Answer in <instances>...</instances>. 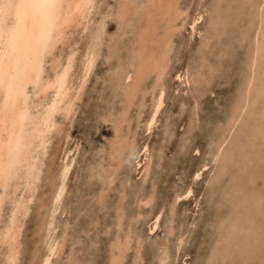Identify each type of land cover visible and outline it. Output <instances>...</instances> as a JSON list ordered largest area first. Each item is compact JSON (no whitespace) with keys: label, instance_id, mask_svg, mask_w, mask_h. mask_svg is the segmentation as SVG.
<instances>
[{"label":"rangeland","instance_id":"374dc122","mask_svg":"<svg viewBox=\"0 0 264 264\" xmlns=\"http://www.w3.org/2000/svg\"><path fill=\"white\" fill-rule=\"evenodd\" d=\"M97 1H96L97 4L95 3V5H94L96 8V9H94L95 13L92 12V14L90 16L92 19L89 18L91 20V22L89 24L90 27L88 26V29H95V27L99 24V22L101 20H103V24H104V22H106L104 24L103 34L101 35V39H100L101 41L98 44L101 46L96 47V50L98 52L95 51L96 56L97 57L99 56V57L95 58L94 64H93L91 70L89 71L88 76L90 78L89 77L88 78L90 79V81L88 79L85 82L86 85L84 84L85 89H83V91H82L83 94L80 95V98H79L80 101L78 99V101L76 102L77 104L75 105L73 115L70 118L71 121L64 120V122H63V120L59 114H57L58 116L57 115L55 116V120L57 122H58V120L62 121V126H61V131H60L62 133L54 132L52 137H51L52 141L50 140V143H49L50 147H47L50 152L48 150H47L48 153L46 152V157L44 158V165L45 166L42 167V171H41L42 175H40V178H39L38 183H37L38 184L37 190H39V191L35 192L36 195L32 199L33 203L31 201L30 202L31 204H29V209H28V212L26 213L27 215L23 216L21 219L22 226L20 227V231L18 233L19 235L17 236L16 241H15V251H16L15 252L16 253L15 264H29V263L31 264L32 260H30V259H33V262L35 260V262H34L35 264H41L43 257L46 256L45 252H48V249L50 248V246L52 247L53 245H54L53 246L54 248L53 247L52 248L54 250L53 251L54 253L52 255H54V256L52 257V255H51V257L49 259V264H110V263L113 264L114 260L112 258V254L117 255L118 253L121 255V257L123 256L122 259L120 257L119 264H140V262H141V264H158L159 261L162 262V263L159 262V264H167V263L168 264H203V261H204V264H214L217 261L218 262L216 264H221V263L222 264H232L231 263L232 261H235V262H233V264H237V263L238 264H240V263L241 264H264V254H263V252H264V237H263V235H264V223H263L264 222V206H263L264 202H262L264 200V197H263L264 192H262V191H264V174H263L264 173V168H263L264 167V163H263L264 162V156H263L264 155V129H263L264 128V112H263L264 101H262V100H264V86H263L264 85V81H263L264 75L262 74V72L260 70L257 71V73H256V75L259 76V78H257L258 82H257V79H255V81L251 87L252 89H250V90H251L252 95L258 94L261 91L260 93H261L263 98L260 100V102L257 100H253L254 103L252 102V104L250 102V105H251V106H249L250 109L248 111H244L243 112L244 114H242V113L240 114L239 112L237 113V111H238L237 108H234V106H236V107L239 106L238 101L240 100V98H242V96H241L242 93L240 92V94H241L240 95L239 91L236 89L240 88V90L243 92L245 90V86H246V82H247V75L249 72L248 60L250 59V57H251L250 55H252V49L254 48V44H255L254 38L256 37V34L259 32V29H258L259 28L258 27L259 16L257 15L256 4H258V2L260 0L259 1L258 0H255V1H253V0H240V1L236 0L237 3H236V1H233V0H221L220 2H219V0H176L178 3L176 2L177 4L172 6V9L169 12L170 14L168 13L167 15H165L163 17H156L155 18L156 29H160V30H158V33H162L161 29H163L164 25L166 24L165 21L167 22L168 19H169V21H172V19H173L174 24H175L174 25L175 26V28H174L175 34H174V32L172 33L173 34L172 39L174 38L176 40L175 41H173L174 39L172 40L173 45L171 44L172 46H171L170 51L168 53L169 54V59H168L169 61H168V65L166 67V73H165L166 75L164 76V80H163L165 88H166V89H164L165 92L163 94V101H164L163 103L164 104H163V107L161 106V109L159 110L160 115H158V113H157L158 116H156L155 124L150 131H147V128L145 125L146 122L144 123V122H140V121L141 120L145 121V119L147 120L149 117V114H150L149 111H151L152 102H153V98H152L153 96H152L151 92L155 91V89H153L154 84H155L154 80H156L155 74L154 73L153 74L152 73L151 74L146 73V75L145 74L143 75L145 77H144L143 84L141 86L143 87L145 85L146 87L144 86L141 89L138 88V90H137L138 92L136 91V97L133 99L132 104L130 105L132 107L131 109H130V107H127V103H126L125 97H124L125 86L130 83V81H129L130 79L128 80L129 82H127V80L121 79V77H123V74H125L126 71L130 70L129 72H132L133 71L132 69H134L133 68L134 67V65H133L134 61L129 63L131 61L129 58H131L133 56L132 53L130 52V50H131L130 48L134 47V43H135L137 36H138V33H139L138 31L140 28H142V24H144L143 23L144 22L143 15H144L145 8L147 7L146 0H137V1L134 0L133 1V3L131 4L133 7L129 8V10L128 9L126 10L127 11L126 12L127 22H125L126 16L123 18V20H121L119 18L120 4H121L122 0H120V1L119 0H100V1L97 0ZM170 1L167 4L171 3ZM215 1L217 3H215ZM241 1H242V3H241ZM234 3H236V4H234ZM135 4H136V6H135ZM213 4H214V6H213ZM226 4L227 5L229 4L228 7L226 6ZM248 4L252 5V6H249ZM143 5H144V7H143ZM210 5H212V6H210ZM217 5H218L219 11L221 10L220 13L217 12L218 11V9H216ZM234 5L236 8H234ZM242 5H244V6H242ZM134 6L136 8L139 6L138 7L139 9L138 8L136 9ZM185 7H187V8H185ZM222 7H225V9L223 10ZM238 7L240 9L235 10ZM174 8H176V9H174ZM130 10H132V11H130ZM176 10H178L177 13L178 12H182V13H180L178 16V14H175ZM232 10H233V12H232ZM97 11H98V14H97ZM141 11H143V13ZM239 11H241V14L243 13L241 17H240L241 14ZM245 11H246V13H245ZM249 11L250 12L252 11L254 13H252V12L250 13ZM237 12H239V13H237ZM232 13L235 16L234 15L232 16ZM262 13L264 16V8L262 9ZM171 14H172V17L170 16ZM198 14H201V18L194 25V28H193L194 30H193L191 28L190 22H191L192 18ZM212 14H214V15H212ZM102 15L105 18V20L102 17ZM226 15L228 18L226 17ZM230 15H231V17H230ZM139 16H140V18H139ZM180 17H182L183 19ZM232 17L234 19H232ZM255 17H257V18H255ZM161 18L164 21H162ZM176 18H178V19H176ZM250 19L252 20V23L254 21V24L251 23ZM93 20H96V21H93ZM157 20H158V22H157ZM136 21H137V23H136ZM160 21L162 23H160ZM181 21H182V23H181ZM163 23H164V25H163ZM206 23H207V25H206ZM214 23L216 24V26H214L215 25ZM249 23L254 25V27L250 25V27L252 29L247 27V25L249 26ZM93 24H95V25H93ZM124 24L127 26H125ZM255 24H256V27H255ZM118 25H120V26H118ZM189 25H190V27H189ZM159 26H160V28H159ZM234 26H236V27H234ZM238 26H239V31L237 29ZM125 28H127V29L125 30ZM136 28H137V30H136ZM216 28L219 30H217ZM231 29L233 31H231ZM256 29H257V32H256ZM239 32L241 34H239ZM231 33H232V35H231ZM234 34H237V35L235 36ZM82 35L84 37L81 38ZM82 35H79L80 37L75 36L76 38L74 37V40L76 39V41H78L77 48L80 47L78 49L83 50L85 43H87V41H88V38H87L88 36L85 34H82ZM209 35L210 36L213 35V36L210 37ZM176 36H177V38H175ZM184 36H185V38H183ZM237 36L239 37V39ZM202 37H203V39H202ZM252 37H253V39H251ZM129 38H131V39H129ZM178 38H180V39H178ZM102 39H104V40H102ZM110 39L111 40L114 39V40L111 41ZM119 39H120V41H118ZM125 39L126 40L128 39V41H126ZM233 39H236V41ZM74 40L71 37V39L68 40V42H67L68 44L65 43L66 45L64 44L63 46H61L63 48L65 47V49H63L65 52L69 50L68 45H70L72 43V41H74ZM122 40H123V42H122ZM249 41H250V43H252V42L253 43L249 45ZM119 43H123V44H119ZM176 43H178V44H176ZM203 43H204V46H203ZM213 43H214V45H213ZM109 44L111 45V47ZM126 44H127L128 48L126 47ZM175 45H176V47H175ZM114 46H117L118 50H117V47H114ZM252 46H253V48H252ZM119 47H120V49H119ZM214 47H216V48H214ZM230 47H232V48H230ZM97 48H100V49H97ZM108 48H109V50H108ZM212 48H213V50H211ZM180 49H183V50H180ZM82 50H81V52H82ZM113 51H114V53L116 51L115 55H113L114 54V53H112ZM214 51H216V52H214ZM81 52L80 51L77 52V56H76L77 60H79L78 54H80ZM179 52H180V55H179ZM198 53H199V55H197ZM101 54H102V56H101ZM220 54H222V55H220ZM218 56L220 59L218 58ZM226 56H229V57H226ZM248 57H249V59H248ZM99 58H102V59H99ZM106 58H110V60L106 59ZM98 59H99V61H98ZM217 59H218V62H217ZM122 60H125V61H122ZM201 61H202V64H201ZM95 62H97V63H95ZM123 62L128 63V64H124ZM77 63H78V61H76V64H74V68H73L74 70L78 68ZM120 63L123 65H121ZM180 63H182V64H180ZM203 63H204V65H203ZM75 65H76V67H75ZM111 65H115V66L113 67ZM127 65H128V67H127ZM242 65H244V67ZM118 66H119V69H117ZM122 66H124L122 68L123 70H125V68L127 67L126 71H121ZM130 66H132V67H130ZM172 66H174V68H172ZM245 66L248 68H245ZM112 67L114 68V72H112L113 71ZM190 67L192 69H190ZM195 70H196V72H195ZM199 70L201 72H203V74ZM111 72L113 74L114 73L116 74V75L114 74L115 77L113 76V74H110ZM224 72H225V75H224ZM103 73H105V74L107 73V74L105 75ZM119 73H120V75H119ZM176 73H179L182 78L180 77V79H177ZM244 73H246V74H244ZM187 74H189V75H187ZM118 75H119V77H118ZM168 75H169V77H168ZM192 75L195 77H193ZM197 75H199V76H197ZM208 75H210V76H208ZM240 75H241V77H240ZM96 76L99 77L100 80ZM203 76H205V77L207 76L206 79H205V77L203 78ZM208 77H209V79H208ZM102 78H104L106 81L103 80ZM189 78H190V80L191 79L192 80L191 81L188 80ZM241 78H244V79H242V81H241ZM166 79H168V80H166ZM120 80H122L123 83ZM102 81H103V83H102ZM145 81H146V83L144 84ZM192 81H194V82H192ZM195 81H196V83H195ZM202 81H204V82H202ZM125 82H127V83H125ZM241 82H244L245 84H243ZM148 83L150 84L149 86H148ZM239 83L242 85H240ZM94 84H96V85H94ZM124 84H125V86H124ZM187 84H189V85H187ZM98 85H100V86H98ZM200 85H201V87H200ZM205 85H207V88ZM90 86H93V87H90ZM121 86L124 89L121 90ZM190 86H192L194 88V90ZM238 86H239V88H237ZM97 87H99L100 90ZM102 87H104V88H102ZM181 87H183V88H181ZM203 87L206 89H204ZM87 88H88V90H87ZM92 88L95 89L96 91H94ZM107 88H112V89L109 90ZM189 88H191V89H189ZM177 89H178V92H177ZM185 89H187V90H185ZM201 89H203V90H201ZM108 90H109V92H108ZM141 90L146 91V94H145V96H143V98H142ZM181 90H183V91H181ZM97 91H98V93H97ZM121 91H122V93H121ZM139 91H140V93H139ZM110 92L112 94H109ZM115 92H117V93H115ZM119 92L121 93V95H119L120 94ZM234 92H236V93H234ZM195 93H197V95ZM165 94H166V96H164ZM192 94H194L196 96L195 99H194V96ZM83 95H85V96H83ZM110 95H112L114 97H111ZM252 95H251V97H252ZM92 96H94L95 98ZM104 96H105V98H104ZM117 96H118V98H117ZM90 97L93 99H91ZM171 97L173 98V100H171L172 99ZM234 97H237L238 100L234 99ZM94 99H96V100H94ZM101 99L103 100V102L102 101L100 102ZM233 99L237 102H233L234 101ZM114 100H116V102ZM111 101H113V102H111ZM139 101H140V103H139ZM185 101H186V103H185ZM198 101H200V104L198 103ZM96 102L98 103L97 104L98 109H102V111H100V110L98 111L96 104H95ZM147 102H148V104H147ZM191 102H193V103L191 104ZM104 103L107 106L110 105L109 110H105V109H107V106L104 105ZM233 103H235V104H233ZM148 105H149L150 109L148 108ZM116 106H118V108ZM136 106L139 108L136 109L137 108ZM143 106H145L146 108H143ZM111 107H112V109H111ZM133 107H135L136 110ZM113 108H116L114 110L115 111L117 110L116 112L118 114L116 112L114 113ZM179 108L181 109V111ZM126 109H127L126 116L127 115L128 116L124 117V115H125L124 111ZM132 109L134 112L132 111ZM141 109L143 111V114L141 113L142 112ZM233 109H236V110H233ZM75 110H76V112H75ZM92 110L94 112H92ZM111 110H113V111L111 112ZM256 110H257V112H259V111L263 112V115H262V113H261V115L260 114L258 115ZM137 111H138V113H137ZM129 112H131V115ZM145 112H147V113H145ZM232 112H235V113H232ZM92 113H93V115H92ZM108 113H109V115L110 114L111 115L109 116ZM192 113H194L193 117H191ZM251 113H255V115H251V117H254V118L248 117ZM188 114H190L189 116L191 119H189ZM195 114L197 117L195 116ZM228 114H230V115H228ZM97 115H99V117ZM139 115H142V116H139ZM164 115L167 116L166 120H164L165 119V117H163ZM143 116H144V118L146 116V118L144 119ZM237 116L240 119H238L237 123L233 125L234 128H233V126L230 127L229 124L232 122L231 120L236 118ZM95 117H97V118H95ZM259 117L261 119H259ZM111 118H113V120ZM126 119L128 120V122H125V121H127ZM131 119H133V120H131ZM228 119H231L230 120L231 122H229ZM190 120L192 122H189ZM223 120H224V122H223ZM259 120H260V124H257V123H259ZM97 121H98L99 125H97ZM108 121L112 126L107 124ZM239 121H241L240 122L241 124H239ZM104 122H105V124H104ZM132 122L135 124L133 125ZM226 122H227V124H226ZM245 122H247V123H245ZM164 123L167 126L164 127V125H163ZM190 123H191V125H190ZM122 124H124V125H122ZM140 124H142V127H140L141 126ZM138 125H140V126H138ZM239 125H240V127H239ZM106 126H107V129H106ZM119 126L122 127V129H120ZM109 127H111V130ZM95 128L96 129L98 128V129L96 130ZM127 128L132 129V130H129V132H128ZM220 128H222V129H220ZM231 128H232V131L234 129L236 132L233 131V133H232V131H231V133L228 136V139L230 140V142H229V140H227V133H228V130H230ZM139 129H141V130H139ZM105 130L107 132H104ZM138 130H139L140 134L138 133ZM102 131H103V134H101ZM108 131L109 132L111 131V132L108 133ZM115 131H116L118 136H117V141L113 144L112 143L113 139H114L113 133ZM145 131H147V132H145ZM104 133L106 134L107 138H106ZM222 133H223V135H222ZM242 133H243V135H242ZM65 134H67V135H65ZM126 135H127V137H129V139L126 137ZM218 135H220V137ZM259 135H260V137H259ZM217 136L219 139L217 138ZM65 137L66 138L69 137V138L66 139ZM100 137H103V139L102 138L100 139ZM257 137H259V138H257ZM155 138H157V139H155ZM236 138H238V139H236ZM247 138H248V140H247ZM134 139H135V141H134ZM222 139L225 140L226 144L224 143L223 149H221V151H219V153H218V152H216V146H217V144L220 143V141ZM54 140L56 143L54 142ZM65 140H66V142H65ZM256 140H257V144H256ZM103 141L107 142V145L108 144L109 145L106 146V143L105 142L103 143ZM252 141H254V143L256 145L253 144ZM100 142L102 143V145ZM121 142H122V144H121ZM96 143H97V145H96ZM231 143H233V144H231ZM53 145L55 146L56 151H55ZM144 145H148L147 146L148 152H146L147 154L146 153L141 154V153H143L142 147ZM56 146L58 147V149ZM140 146H141V148H139ZM261 146H262V148H261ZM107 147H109V148H107ZM130 147H132V148H130ZM134 147H135V149H134ZM51 148H53L52 151H51ZM129 149L130 150L132 149V150L130 151ZM136 149L138 150V152L140 154L137 152ZM57 150H59V151H57ZM65 151H69L68 154L71 156H68V159H71V161H73V162H71V165H70V168H69V171H68L65 183H64V188H63V192L61 195L62 197H60V199L61 198L62 199L61 200L59 199V201L56 203L57 207L55 206L56 209L53 212H51L52 206H50V205H53V202H52L53 192L52 191H53V188L55 186V183H58V181H57L58 170L60 168L61 161L63 159V157H61V156H63V153ZM100 151H102V152L100 153ZM261 151H262V153H261ZM57 152L60 154L62 153V154L60 155ZM75 153H77V154H75ZM104 153H105V155H104ZM101 154H102V156H100ZM260 154H261V156H260ZM216 155H218V156H216ZM55 156H57V158ZM150 156H152L153 158ZM108 158H109V160L107 161ZM101 159H105V160L101 161ZM148 159L150 160V163H149ZM254 159H256V160H254ZM221 160H222V162H221ZM113 161H114V163H113ZM258 161H260V162H258ZM198 163H199V165H198ZM101 164H103V165H101ZM203 165H206V171L203 170L201 173V176H200L201 179L199 178V180L196 181L195 178H193L194 173L199 168H201ZM144 168H145V170H144ZM96 169H98V171H100V173L97 172ZM237 169L238 170L240 169V170L238 171ZM225 170H226V172H223ZM258 171H260V172H258ZM261 172H263V173H261ZM216 173L217 174L220 173L219 174L220 176L217 175ZM228 174L231 176L229 177ZM233 174H234V176H233ZM101 175H102V177H101ZM225 175H227V176H225ZM218 176H219V178H217ZM188 177H191V178H188ZM220 177H221V179H220ZM113 178H115V179H113ZM228 178H230V179H228ZM54 179H56V180H54ZM112 179H113V181H112ZM42 180H43V182H42ZM211 180H213V181H211ZM214 180H215V182H214ZM219 180H221V181H219ZM224 180H226V181H224ZM221 182L223 184H221ZM235 182H237V183H235ZM111 183H112V186L110 185ZM190 183H192L193 186ZM227 183H229L230 185ZM52 184H54V185H52ZM218 184H221V186ZM238 184H239V186L241 184L240 187L238 186L240 189L238 187H236ZM210 185H211V187H210ZM187 186H189V187H187ZM39 187L42 190H40ZM199 187H201V188H199ZM228 187H229V189H227ZM235 187L238 189L236 190ZM185 189L186 190L191 189L190 194L187 197L180 198L181 200L180 199L175 200V195H177V194L182 195L183 193H185V191H186ZM105 190L108 193L107 192L105 193ZM215 191H216V195H214ZM123 192L125 195L123 194ZM121 194L124 196H122ZM212 194L214 197H212ZM223 194H225V195H223ZM103 195H105V196H103ZM148 195L151 198L147 197ZM221 195H223V197ZM239 195H240V197H239ZM143 196L146 198H143ZM224 196H225V198H224ZM208 197H210V198H208ZM215 197L218 199H220V198L221 199L218 201V199H216ZM147 198H148V201L146 200ZM142 199H144V201ZM232 200H234V202H232ZM257 200L260 203H258ZM35 201H37L38 204ZM142 201L146 202L147 204L146 203L140 204ZM215 201H218L220 203H218V202L215 203ZM195 203H196V205H194ZM224 203H226V204H224ZM231 203H233V204H231ZM246 203H248V204H246ZM206 204L207 205L209 204L208 205L209 208L207 207ZM215 204H216V206H215ZM41 205H43V206H41ZM229 205H231V206H229ZM121 206H123V207H121ZM172 206H173V208H172ZM178 206H179V208H178ZM225 206H226V208H225ZM241 206H243V207H241ZM10 207H11L10 200L5 201L3 204V208H2V213H4V212L5 213L3 215H1L0 228L4 227L3 225H5L7 220H8L7 212H9L8 210ZM170 207L173 209V212L168 214L169 213L168 211L172 210ZM216 207H218V208H216ZM165 208L166 209L169 208V210L168 209L166 210ZM120 209H122V211H124V212L121 213L122 211ZM191 209H192V211H191ZM232 211H233V213H231ZM143 212H146L145 213L146 217L143 215ZM158 212H160V218L158 221V225H157L156 229L151 231L150 227H151L152 220L154 218V215ZM55 213H56V215H55ZM149 213L151 216L149 215ZM50 214H54V215H50ZM171 214H172V217H171ZM226 214H228V215H226ZM233 214H235V215H233ZM43 215L45 217H47V215H48V217L46 218L48 222H49L50 218L53 219V220L50 219L52 221V223L50 221L51 224L49 223V227L45 226V225H47L46 219L45 220L41 219V218H44ZM117 215L118 216L121 215V216L118 217ZM122 215H123V217H122ZM147 215H148V217H147ZM240 215L244 219H242L240 217ZM161 216H162V218H161ZM167 216L169 217V221H167ZM197 216H199L198 219H197ZM228 216H230V218H228ZM232 216H233V220L235 219L236 221L234 220V222H233V220L231 219ZM39 217H40V219H39ZM138 217H139V219H138ZM164 217H165V219H164ZM246 217L249 219V221ZM193 218H194V220H193ZM225 218H227L226 221H225ZM121 219L123 222L120 221V224H119L118 220H121ZM174 219H176V220H174ZM220 219H221V221H223V223L220 221ZM35 220L38 222H35ZM42 220L44 222H42ZM146 220H147V222H146ZM245 220H246V222H245ZM243 221L245 222L244 227H243ZM2 222L4 224H2ZM171 222L175 225H173ZM211 222H212L213 226L209 225ZM218 222L220 224H218ZM224 222H225V226H224ZM230 222H231V225L236 224L239 228L236 225H234V227L229 225L230 226L229 227L228 223H230ZM32 223H34V224H32ZM36 223H37V225L39 223V225L41 224V226H44V227H41V226L38 227L39 225L36 226ZM42 223H44V224H42ZM247 223L248 224L251 223L252 226H251V224L248 225ZM221 224H222V227H224V228H221ZM127 225H128V227H127ZM255 225H257V226H255ZM214 226H218V227H214ZM118 227H120L122 230ZM126 227L128 228V230ZM169 227H172V228H170V230H168ZM183 227H184V229H183ZM225 227L227 230L230 229V230H228V232L226 231L227 233L225 232L226 235L228 234V236H226V235L222 236L221 235L222 233L225 234L224 232H221V231H224ZM241 227L244 228V230ZM39 228L45 229V231L47 233L45 231L43 233H41L42 230ZM52 228H53V230H51ZM116 228H118V230H116ZM177 228H178V231H177ZM114 230L119 231L120 233L119 232L116 233ZM171 230H172V233H171ZM231 230H232V232L238 230L237 233H235V234L233 233L235 237L231 234V232H230ZM21 231H22V234H21ZM253 231H255V232H253ZM52 232L55 234H53ZM176 232L179 234H176ZM218 232L219 233L221 232L220 235ZM256 232L258 234L259 233L260 234L258 235ZM261 232H262V236H261ZM122 233H124V234H122ZM36 234H39V235H36ZM43 234L46 236V238H45V236H43ZM46 234L49 235V237ZM128 234H130V235L128 236ZM169 234H172V235L169 236ZM66 235H68V236H66ZM181 235H182V237H181ZM187 235H189V236H187ZM230 235H232L233 237ZM238 235H240V236H238ZM126 236H127V238H126ZM224 236L227 237L228 240H227V238H222ZM63 237H64V239H63ZM65 237H68V238H65ZM214 237H215V239L216 238L217 239L216 240L213 239ZM248 237H249L250 241H249ZM261 237H263V238L259 239ZM178 238H179V240H178ZM124 239H126V240L129 239V240L125 242ZM65 240H66V242H64ZM221 240H223V241H221ZM33 241H34V243H33ZM48 241H49V243H48ZM117 241H119V244L116 245ZM137 241H139V242H137ZM218 241H220V242H218ZM256 241H258V242H256ZM18 242L20 243V245L22 243V245L19 246ZM44 242H46L47 244L45 243V245H44ZM63 242H64V244H63ZM168 242H169V244H168ZM212 242H215V244ZM224 242H228V243H224ZM240 242L243 244H241ZM52 243H53V245H52ZM125 243H127V244L124 245ZM16 244H18V246ZM31 244H32V246H31ZM55 244L58 246H56ZM216 244H218V245H216ZM226 244H227V246H226ZM37 245H38V247H37ZM46 245H47V247H46ZM164 245L166 246L165 248H164ZM211 245H213V246H211ZM219 245H222V246H219ZM43 246H44V248H43ZM231 246H233V247H231ZM7 247L9 248V246H7ZM7 247H6V245L0 246V248H1L0 249V264H2L3 261L5 260V256H6L5 254H7V252H8ZM41 247L44 250H42ZM58 247H59V249H58ZM209 247L210 248L212 247V249H208ZM221 247H225V248H223V250H222ZM17 248H19V249H17ZM35 248H36V250H35ZM236 248H237V250H236ZM167 249H169V250H167ZM229 249L232 251H230ZM30 250H32V252H30ZM56 250L58 253H56ZM109 250H111L109 252L110 254L108 253ZM112 250H114V251H112ZM124 250H126V251H124ZM201 250L203 252V255L200 256ZM211 250H214L215 252L218 251V253H214V251H213L212 253H214V254H211L210 253ZM220 250L222 252H224L223 253L224 255L219 256V254H222V252ZM243 250H244V252H243ZM60 251H61V253H60ZM165 251H166V253H165ZM123 252L125 253L126 257L124 256ZM202 252H201V254H202ZM225 252L226 253L228 252L229 254L227 253V255H225ZM31 253L34 256V258L33 257L29 258L30 256H32ZM41 253H43V254H41ZM44 253H45V256H43ZM158 253H159V255L157 256ZM1 254L3 255V257ZM160 254H162V255L166 254V257L164 258V256H162ZM18 255H20V256H18ZM228 255H231L233 258L231 256H228ZM110 256H111V258H110ZM204 256H206L208 258V260H206ZM35 257H37L38 259ZM107 257L111 260L109 261V259H107ZM182 257H184V258H182ZM52 258H54L55 260L53 259L54 260L53 261ZM132 258H133V261H132ZM235 258H237V259H235ZM262 258H263V260H262ZM160 259H164L165 261L160 260ZM220 259H221V263L219 261ZM157 260H159V261L157 262ZM131 261H132V263H131ZM34 263H32V264H34Z\"/></svg>","mask_w":264,"mask_h":264},{"label":"bare ground","instance_id":"6f19581e","mask_svg":"<svg viewBox=\"0 0 264 264\" xmlns=\"http://www.w3.org/2000/svg\"><path fill=\"white\" fill-rule=\"evenodd\" d=\"M97 0H0V218H1V215H3L4 213H2V208H3V204L5 201L7 200H10V203H11V207L9 208V212H7V222L5 225H3L4 227L0 228V246L2 245H6L9 246L8 248V252L7 254H5V260L3 261L2 264H15V261H16V251H15V241H16V238L17 236L19 235V231H20V227L22 226L21 224V219L23 216L27 215L26 213L28 212V209H29V204H31L30 202L32 201V199L34 198V196L36 195L35 192L36 191H39L37 190L38 188V180L40 178V175L41 174V171H42V167H44V158L46 157V152L48 150L47 147H50L49 146V143H50V140H51V137L53 135L54 132H60L61 131V126H62V121H59L58 122L55 120V116L57 114H59L64 122V120H70L71 116L73 115V112H74V108H75V105L77 104L76 102L78 101V99L80 98V95L83 94L82 91L84 88V84L86 85V80H88L90 77L88 76L89 74V71L91 70L93 64H94V61H95V58L97 57L96 56V52H98L96 50V47L97 46H101V45H98L99 42L101 41V35L103 34V31H104V24L106 22H104L103 24V20H101L99 22V24L95 27V29H88V26L91 22V20L89 18H91V14L92 12H94V9L95 8V3H96ZM100 1V0H99ZM120 1V0H119ZM134 0H122L121 1V4H120V12H119V18L121 20H123V18L127 15L126 14V10L129 8H132L133 6L131 5L133 3ZM137 1V0H136ZM170 0H146V5L147 7L145 8V11H144V15H143V19H144V24H142V28L139 29V33H138V36H137V39L134 43V47L130 48V52L132 53V57L129 58L131 61L129 63H131L132 61H134V69H132L131 71L132 72H129V71H126L127 67L125 68V70H123L122 68L124 66L121 67V71H126L125 74H123V77H121V79H124V80H127V82L130 81V83L128 85L125 86V90H124V97H125V101L127 103V107H130V109L132 108L130 105L132 104V101L133 99L136 97V91L138 90V88H143L141 85L143 84V81H144V77L143 76L144 74L146 75V73H154L155 76H156V80L155 81V84H154V87L153 89H155V91H152V98H153V102H152V107H151V111L150 114H149V117L148 119L146 120V116L144 118L145 121L143 120H139L140 122H146L145 125H146V128H147V131H150L154 124H155V121H156V116L160 115L159 114V110L161 109V106L163 107V94H164V89L165 88V85H164V76L166 75V67L168 65V59H169V51H170V48L171 46L173 45L172 44V33L174 32V28H175V24H174V21L172 19V21H168L166 22L165 21V25L163 27V29H161L162 33H158V30L160 29H156V20L155 18L156 17H163L165 15H167L170 10L172 9V6L177 4L178 2L176 0H171L169 4H167ZM221 0H219L220 2ZM233 1H236V0H233ZM240 1V0H238ZM255 1V0H253ZM252 1V2H253ZM259 1V0H258ZM98 2V1H97ZM177 2V3H176ZM185 2V1H184ZM232 2V1H231ZM142 3V2H141ZM181 3V2H180ZM179 3V4H180ZM215 3H217L215 1ZM237 3V1H236ZM234 3V4H236ZM242 3V1H241ZM97 4V3H96ZM99 4V3H98ZM134 5V4H133ZM229 5V4H228ZM228 5L226 4V6L228 7ZM249 5V4H248ZM108 6V5H107ZM106 6V7H107ZM136 6V4H135ZM134 6V7H135ZM212 6V5H210ZM214 6V4H213ZM225 6V7H226ZM244 6V5H242ZM249 6H252V5H249ZM248 6V7H249ZM105 7V8H106ZM109 7V6H108ZM139 7V6H138ZM137 7V8H138ZM144 7V5H143ZM209 7V6H208ZM225 7H222L223 10L225 9ZM230 7V6H229ZM98 8V7H97ZM136 8V7H135ZM136 8V9H137ZM177 8V7H176ZM174 8V9H176ZM187 8V7H185ZM220 8V7H219ZM234 8L235 5H234ZM254 8V7H253ZM264 8V0H260L258 2V4H256V10H257V15L259 16V20H258V29H259V32L256 34V37L254 38L255 39V44H254V48L252 46V55H250V59L248 57V66H249V72H248V75H247V82H246V86H245V90L242 92L239 88V86L237 88L239 89H236L239 91V94L240 92L242 93V98H240V100L238 101L239 102V106H234V108H237V113L239 112L240 114H244L243 112L244 111H248L250 108L249 106L250 105V102L252 104V102L254 103L253 100H257L260 102V100L263 98L262 95H261V91L258 93V94H255V95H252L251 94V90L252 89V85L255 81V79L259 78V76L256 75L257 71H261L262 74L264 75V16H263V13H262V9ZM119 9V8H118ZM139 9V8H138ZM182 9V8H181ZM189 9V8H188ZM198 9V8H197ZM218 9V5H217V8ZM240 8L238 7L237 9L235 10H239ZM107 10V9H106ZM134 10V9H133ZM184 10V9H183ZM182 10V11H183ZM187 10V9H186ZM213 10V9H212ZM234 10V11H235ZM253 10V9H252ZM132 11V10H130ZM136 11V10H135ZM143 11H141L143 13ZM178 10H176V13L175 14H179L182 13V12H178ZM207 11V10H206ZM221 11V10H220ZM219 9L217 12H219ZM137 12V11H136ZM175 12V11H174ZM184 12V11H183ZM214 12V11H213ZM233 12V10H232ZM240 14H241V11H239ZM237 12V13H239ZM248 12V11H247ZM250 12V11H249ZM252 12V11H251ZM250 12V13H251ZM101 13V12H100ZM117 13V12H116ZM141 13V14H142ZM246 13V11H245ZM244 13V14H245ZM254 13V12H252ZM97 14H98V11H97ZM103 14V13H102ZM114 14V13H113ZM129 14V13H128ZM170 14V13H169ZM174 14V15H175ZM216 14V13H215ZM239 14V15H240ZM243 14V13H242ZM242 14L240 15V17L242 16ZM95 15V14H94ZM185 15V14H184ZM214 15V14H212ZM218 15V14H217ZM234 14L232 13V16ZM250 15V14H249ZM111 16V15H110ZM137 16V15H136ZM172 17V14L170 15ZM176 16V15H175ZM174 16V17H175ZM221 16V15H220ZM235 16V15H234ZM244 16V15H243ZM95 17V16H94ZM101 17V16H100ZM103 17V15H102ZM138 17V16H137ZM167 17V16H166ZM204 17V16H203ZM223 17V16H222ZM227 17V15H226ZM231 17V15H230ZM229 17V18H230ZM245 17V16H244ZM104 18V17H103ZM111 18V17H110ZM109 18V19H110ZM126 18V21L127 22V16L125 17ZM140 18V16H139ZM182 18V17H180ZM201 18V14H198L196 15L195 17L192 18L191 22H190V25H191V28L193 29L194 28V25L200 20ZM228 18V17H227ZM257 18V17H255ZM92 19V18H91ZM102 19V18H101ZM107 19V18H106ZM136 19V18H135ZM138 19V18H137ZM160 19V18H159ZM162 19V18H161ZM178 19V18H176ZM183 19V18H182ZM226 19V18H225ZM232 19H234L232 17ZM236 19V18H235ZM105 20V18H104ZM171 20V19H170ZM186 20V19H185ZM254 20V19H253ZM93 21H96V20H93ZM132 21V20H131ZM162 21H164L162 19ZM233 21V20H232ZM249 21V20H248ZM251 23H252V20L250 19ZM124 22V21H123ZM158 22V20H157ZM202 22V21H201ZM218 22V21H217ZM137 23V21H136ZM160 23H162L160 21ZM182 23V21H181ZM216 23V22H215ZM214 23V24H215ZM159 24V23H158ZM189 24V23H188ZM254 24V21L253 23ZM249 23V26L247 25V27H249L250 29H252L250 27L254 25H252ZM257 24V23H256ZM256 24H255V27H256ZM95 25V24H93ZM125 25V24H124ZM183 25V24H182ZM189 25V27H190ZM198 25V24H197ZM207 25V23H206ZM218 25V24H217ZM220 25V24H219ZM238 25V24H237ZM246 25V24H245ZM108 26V25H107ZM120 26V25H118ZM127 26V25H125ZM135 26V25H134ZM137 26V25H136ZM161 26V25H160ZM159 26V28H160ZM216 26V24L214 25ZM242 26V25H241ZM90 27V26H89ZM123 27V26H122ZM140 27V26H139ZM183 27V26H182ZM210 27V26H209ZM221 27V26H220ZM236 27V26H234ZM116 28V27H115ZM120 28V27H119ZM177 28V27H176ZM185 28V27H184ZM203 28V27H202ZM231 28V27H230ZM242 28V27H241ZM117 29V28H116ZM122 29V28H121ZM124 29V28H123ZM127 28H125L126 30ZM212 29V28H211ZM217 29V28H216ZM238 31H239V26H238ZM249 29V30H250ZM255 29V28H254ZM253 29V30H254ZM130 30V29H129ZM137 30V28H136ZM176 30V29H175ZM194 30V29H193ZM203 30V29H202ZM207 30V29H206ZM219 30V29H217ZM242 30V29H241ZM248 30V29H247ZM110 31V30H109ZM133 31V30H132ZM214 31V30H213ZM231 31H233L231 29ZM243 31V30H242ZM112 32V31H111ZM117 32V31H116ZM123 32V31H122ZM131 32V31H130ZM129 32V33H130ZM187 32V31H186ZM194 32V31H193ZM216 32V31H215ZM241 32V31H240ZM239 32V34H241ZM249 32V31H248ZM247 32V33H248ZM256 32H257V29H256ZM124 33V32H123ZM132 33V32H131ZM180 33V32H179ZM244 33V32H243ZM242 33V34H243ZM82 34H85L87 35L88 37V41L87 43H85V46L82 49H78L80 47L77 48V45H78V41H76V39L74 40V37L75 36H79V35H82ZM127 34V33H126ZM133 34V33H132ZM175 34V32H174ZM207 34V33H206ZM216 34V33H215ZM238 34V33H237ZM237 34H234L235 36ZM250 34V33H249ZM248 34V35H249ZM128 35V34H127ZM136 35V34H135ZM232 35V33H231ZM245 35V34H244ZM252 35V34H251ZM132 36V35H131ZM202 36V35H201ZM204 36V35H203ZM210 36V35H209ZM213 35H211L210 37H212ZM241 36V35H240ZM254 36V35H253ZM71 37L73 38L74 41H72V43L69 46V50L68 51H64L63 49H65V47H61L63 46L65 43L68 42V40L71 39ZM80 37V36H79ZM84 37L83 35L81 36V38ZM136 37V36H135ZM188 37V36H187ZM199 37V36H198ZM207 37V36H206ZM205 37V38H206ZM209 37V38H210ZM238 37V36H237ZM251 37V36H250ZM76 38V37H75ZM80 38V39H81ZM177 38V36L175 37ZM185 38V36L183 37ZM196 38V37H195ZM217 38V37H216ZM79 39V40H80ZM107 39V38H106ZM131 39V38H129ZM180 39V38H178ZM199 39V38H198ZM197 39V40H198ZM203 39V37H202ZM239 39V37H238ZM253 39V37L251 38ZM78 40V39H77ZM83 40V39H82ZM85 40V39H84ZM104 40V39H102ZM111 40V39H110ZM109 40V41H110ZM114 40V39H112ZM111 40V41H112ZM126 40V39H125ZM176 39H174L173 41H175ZM193 40V39H192ZM209 40V39H208ZM215 40V39H214ZM213 40V41H214ZM236 41V39H233ZM120 41V39L118 40ZM117 41V42H118ZM128 41V39L126 40ZM211 41V40H210ZM240 41V40H239ZM86 42V41H85ZM123 42V40H122ZM178 42V41H177ZM215 42V41H214ZM83 43V42H82ZM110 43V42H109ZM186 43V42H185ZM205 43V42H204ZM204 43H203V46H204ZM207 43V42H206ZM243 43V42H242ZM253 43V42H252ZM250 43L249 41V45L252 44ZM68 44V43H67ZM103 44V43H102ZM119 44H123V43H119ZM172 44V45H171ZM178 44V43H176ZM182 44V43H181ZM66 45V44H65ZM81 45V44H80ZM79 45V46H80ZM110 45V44H109ZM207 45V44H206ZM214 45V43H213ZM233 45V44H232ZM181 46V45H180ZM82 47V46H81ZM111 47V45H110ZM114 47H117V46H114ZM126 47H127V44H126ZM176 47V45H175ZM212 47V46H211ZM128 48V47H127ZM173 48V47H172ZM183 48V47H182ZM185 48V47H184ZM201 48V47H200ZM204 48V47H203ZM216 48V47H214ZM219 48V47H218ZM224 48V47H223ZM232 48V47H230ZM246 48V47H245ZM97 49H100V48H97ZM106 49V48H105ZM120 49V47H119ZM82 50V52H81ZM109 50V48H108ZM117 50H118V47H117ZM116 50V51H117ZM175 50V49H174ZM180 50H183V49H180ZM185 50V49H184ZM213 50V48L211 49ZM225 50V49H224ZM80 51L81 53L78 54L79 56V60L76 59V56H77V52ZM96 51V52H95ZM115 51V53H116ZM121 51V50H120ZM172 51V50H171ZM65 52V53H64ZM177 52V51H176ZM216 52V51H214ZM213 52V53H214ZM103 53V52H102ZM107 53V52H106ZM114 53V51L112 52ZM115 53L113 55H115ZM118 53V52H117ZM184 53V52H183ZM196 53V52H195ZM221 53V52H220ZM225 53V52H224ZM251 53V52H250ZM98 54V53H97ZM108 54V53H107ZM223 54V53H222ZM220 54V55H222ZM226 54V53H225ZM111 55V54H110ZM123 55V54H122ZM179 55H180V52H179ZM183 55V54H182ZM199 55V53L197 54ZM201 55V54H200ZM211 55V54H210ZM102 56V54H101ZM119 56V55H118ZM196 56V55H195ZM249 56V55H248ZM99 57V56H98ZM97 57V58H98ZM226 57H229V56H226ZM225 57V58H226ZM237 57V56H236ZM240 57V56H239ZM113 58V57H112ZM116 58V57H115ZM171 58V57H170ZM179 58V57H178ZM196 58V57H195ZM219 58V56H218ZM234 58V57H233ZM99 59H102V58H99ZM98 59V61H99ZM106 59H109L110 58H106ZM176 59V58H175ZM220 59V58H219ZM231 59V58H230ZM104 60V59H103ZM178 60V59H177ZM176 60V61H177ZM180 60V59H179ZM232 60V59H231ZM76 61H78V68L77 69H73L74 68V64H76ZM122 61H125V60H122ZM101 62V61H100ZM119 62V61H118ZM183 62V61H182ZM217 62H218V59H217ZM247 62V61H246ZM97 63V62H95ZM102 63V62H101ZM124 63V62H123ZM244 63V62H243ZM114 64V63H113ZM121 64V63H120ZM124 64H128V63H124ZM182 64V63H180ZM179 64V65H180ZM201 64H202V61H201ZM123 65V64H121ZM173 65V64H172ZM204 65V63H203ZM206 65V64H205ZM108 66V65H107ZM110 66V65H109ZM111 66H115V65H111ZM175 66V65H174ZM174 66H172V68H174ZM199 66V65H198ZM202 66V65H201ZM240 66V65H239ZM244 67V65H242ZM76 67V65H75ZM112 67V68H113ZM132 67V66H130ZM195 67V66H194ZM205 67V66H204ZM171 68V67H170ZM171 68V69H172ZM245 68H248L245 66ZM116 69V68H115ZM117 69H119V66L117 67ZM169 69V68H168ZM189 69V68H188ZM190 69H192L190 67ZM195 69V68H194ZM207 69V68H206ZM216 69V68H215ZM243 69V68H242ZM94 70V69H93ZM114 72V68L112 69ZM201 70V69H200ZM199 70V71H200ZM205 70V69H204ZM111 71V70H110ZM117 71V70H116ZM120 71V70H119ZM120 71V72H121ZM169 71V70H168ZM171 71V70H170ZM110 73V74H113V73ZM181 72V71H180ZM196 72V70H195ZM201 72V71H200ZM205 72V71H204ZM208 72V71H207ZM246 72V71H245ZM260 72V73H261ZM91 73V72H90ZM124 73V72H123ZM172 73V72H171ZM203 74V72H201ZM105 74V73H103ZM107 74V73H106ZM105 74V75H106ZM115 74V73H114ZM113 74V76L115 77V75ZM183 74V73H182ZM208 74V73H207ZM206 74V75H207ZM215 74V73H214ZM218 74V73H217ZM242 74V73H241ZM246 74V73H244ZM243 74V75H244ZM92 75V74H91ZM104 75V76H105ZM120 75V73H119ZM118 75V77H119ZM122 75V74H121ZM171 75V74H170ZM189 75V74H187ZM200 75V74H199ZM197 75V76H199ZM205 75V74H204ZM224 75H225V72H224ZM101 76V75H100ZM109 76V75H108ZM193 76V75H192ZM201 76V75H200ZM210 76V75H208ZM216 76V75H215ZM245 76V75H244ZM89 77V78H88ZM97 77V76H96ZM103 77V76H102ZM106 77V76H105ZM112 77V76H111ZM117 77V76H116ZM117 77V78H118ZM169 77V75H168ZM181 75L179 73H176V78L177 79H180ZM195 77V76H193ZM205 76H203L204 78ZM207 77V76H206ZM205 77V79H206ZM223 77V76H222ZM241 77V75H240ZM99 79V77H97ZM96 78V79H97ZM116 78V79H117ZM182 78V77H181ZM246 78V77H245ZM263 78V77H262ZM103 80H105L104 78H102ZM113 79V78H112ZM130 79V80H129ZM209 79V77H208ZM242 79L244 78H241V81ZM100 80V79H99ZM129 80V81H128ZM146 80V79H145ZM168 80V79H166ZM165 80V81H166ZM187 80V79H186ZM190 80V78L188 79ZM192 80V79H191ZM190 80V81H191ZM198 80V79H197ZM202 80V79H201ZM90 81V79H89ZM96 81V80H95ZM106 81V80H105ZM112 81V80H111ZM118 81V80H117ZM122 81V80H120ZM148 81V80H147ZM264 81V80H263ZM113 82V81H112ZM115 82V81H114ZM125 82V83H127ZM194 82V81H192ZM201 82V81H200ZM204 82V81H202ZM239 82V81H238ZM257 82H258V79H257ZM88 83V82H87ZM103 83V81H102ZM105 83V82H104ZM123 83V81H122ZM121 83V84H122ZM146 83V81L144 82V84ZM196 83V81H195ZM218 83V82H217ZM243 84H245L244 82H241ZM260 83V82H259ZM89 84V83H88ZM110 84V83H109ZM118 84V83H117ZM201 84V83H200ZM214 84V83H213ZM240 84V83H239ZM96 85V84H94ZM150 84L148 83V86ZM168 85V84H167ZM177 85V84H176ZM175 85V86H176ZM189 85V84H187ZM194 85V84H193ZM199 85V84H198ZM197 85V86H198ZM215 85V84H214ZM242 85V84H240ZM255 85V84H254ZM262 85V84H261ZM100 86V85H98ZM103 86V85H102ZM106 86V85H105ZM111 86V85H110ZM206 88H207V85H205ZM258 86V85H257ZM256 86V87H257ZM264 86V85H263ZM90 87H93V86H90ZM115 87V86H114ZM146 87V86H145ZM167 87V86H166ZM169 87V86H168ZM188 87V86H187ZM192 87V86H190ZM201 87V85H200ZM244 87V86H243ZM260 87V86H259ZM99 90L100 88L97 87ZM104 88V87H102ZM148 88V87H147ZM183 88V87H181ZM185 88V87H184ZM193 88V87H192ZM204 88V87H203ZM204 88V89H206ZM93 89V88H92ZM107 89H112V88H107ZM106 89V90H107ZM124 89L122 88L121 86V90ZM179 89V88H178ZM178 89H177V92H178ZM191 89V88H189ZM200 89V88H199ZM88 90V88H87ZM86 90V91H87ZM94 91H96L95 89H93ZM108 90V92H109ZM187 90V89H185ZM184 90V91H185ZM194 90V88H193ZM203 90V89H201ZM213 90V89H212ZM235 90V91H236ZM175 91V90H174ZM183 91V90H181ZM180 91V92H181ZM199 91V90H198ZM89 92V91H88ZM103 92V91H102ZM107 92V91H106ZM138 92V91H137ZM176 92V91H175ZM193 92V91H192ZM237 92V91H236ZM234 92V93H236ZM263 92V91H262ZM98 93V91H97ZM104 93V92H103ZM117 93V92H115ZM120 93V92H119ZM122 93V91H121ZM121 93L119 95H121ZM140 93V91H139ZM86 94V93H85ZM109 94H112L111 92ZM141 94H142V98L143 96H145L146 94V91H142L141 90ZM178 94V93H177ZM197 95V93H195ZM211 94V93H210ZM238 94V93H237ZM88 95V94H87ZM96 95V94H95ZM114 95V94H113ZM151 95V94H150ZM169 95V94H168ZM176 95V94H175ZM174 95V96H175ZM194 96V99H195V95L192 94ZM212 95V94H211ZM252 95V97H251ZM85 96V95H83ZM82 96V97H83ZM90 96V95H89ZM88 96V97H89ZM98 96V95H97ZM111 97H114L112 95H110ZM116 96V95H115ZM148 96V95H147ZM166 96V94L164 95ZM210 96V95H209ZM236 96V95H235ZM238 96V95H237ZM94 97V96H92ZM103 97V96H102ZM108 97V96H107ZM151 97V96H150ZM169 97V96H168ZM239 97V96H238ZM87 98V97H86ZM91 98V97H90ZM95 98V97H94ZM105 98V96H104ZM118 98V96H117ZM165 98V97H164ZM172 98V97H171ZM198 98V97H197ZM89 99V98H88ZM93 99V98H91ZM108 99V98H107ZM169 99V98H168ZM199 99V98H198ZM197 99V100H198ZM234 99H237V97H234ZM233 99V100H234ZM90 100V99H89ZM96 100V99H94ZM105 100V99H104ZM142 100V99H141ZM151 100V99H150ZM149 100V101H150ZM173 100V98L171 99ZM200 100V99H199ZM238 100V99H237ZM80 101V99H79ZM103 102V100L101 99L100 102ZM106 101V100H105ZM116 102V100H114ZM143 101V100H142ZM166 101V100H165ZM264 101V100H262ZM113 102V101H111ZM233 102H237V101H233ZM256 102V101H255ZM258 102V103H259ZM140 103V101H139ZM151 103V102H150ZM149 103V104H150ZM186 103V101H185ZM184 103V104H185ZM193 102H191L192 104ZM198 103L200 104V101H198ZM96 107L98 109V103L96 102ZM118 104V103H117ZM143 104V103H142ZM146 104V103H145ZM148 104V102H147ZM235 104V103H233ZM260 104V103H259ZM104 105H106L104 103ZM140 105V104H139ZM197 105V104H196ZM107 106V105H106ZM105 106V107H106ZM109 106V107H108ZM107 106V109L105 110H109L110 109V105ZM133 106V105H132ZM185 106V105H184ZM193 106V105H192ZM77 107V106H76ZM87 107V106H86ZM95 107V106H94ZM118 108V106H116ZM137 107V106H136ZM186 107V106H185ZM184 107V108H185ZM231 107V106H230ZM264 107V106H263ZM84 108V107H83ZM100 108V107H99ZM124 108V107H123ZM135 109V107H133ZM139 107H137L136 109H138ZM143 108H146L145 106H143ZM148 108H149V105H148ZM94 109V108H93ZM112 109V107H111ZM116 109V108H113V110ZM128 109V108H127ZM127 109L124 111V117H127L126 116V113H127ZM129 109V110H130ZM135 109V110H136ZM150 109V108H149ZM180 109V108H179ZM192 109V108H191ZM195 109V108H194ZM102 111V109H98V111ZM111 110V112L113 111ZM233 110H236V109H233ZM254 110V109H253ZM259 110V109H258ZM117 111V110H116ZM114 110V113L116 112ZM133 111V109H132ZM140 111V110H139ZM142 111V109H141ZM181 111V109H180ZM187 111V110H186ZM190 111V110H189ZM255 111V110H254ZM76 112V110H75ZM92 112H94L92 110ZM109 112V111H108ZM120 112V111H119ZM134 112V111H133ZM136 112V111H135ZM148 112V113H149ZM191 112V111H190ZM231 112V111H230ZM229 112V113H230ZM257 112V110H256ZM264 112V110H263ZM263 112L259 111L257 112V114L263 115ZM117 113V112H116ZM130 115H131V112H129ZM138 113V111H137ZM143 114V111L141 112ZM147 113V112H145ZM158 113V115H157ZM195 113V112H194ZM194 113H192V116L193 117ZM232 113H235V112H232ZM236 113V114H237ZM249 113V112H248ZM86 114V113H85ZM118 114V113H117ZM121 114V113H120ZM133 114V113H132ZM231 114V113H230ZM228 114V115H230ZM93 115V113H92ZM109 115V113H108ZM111 115V114H110ZM109 115V116H110ZM122 115V114H121ZM134 115V114H133ZM190 114H188L189 116ZM235 115V114H234ZM251 115H255V113H251L248 117L250 118H254V117H251ZM58 116V115H57ZM85 116V115H84ZM99 117V115H97ZM102 116V115H101ZM107 116V115H106ZM123 116V115H122ZM139 116H142V115H139ZM148 116V115H147ZM196 116V114H195ZM130 117V116H129ZM135 117V116H134ZM165 117L164 120H166V117L167 116H163ZM197 117V116H196ZM227 117V116H226ZM233 117V116H232ZM258 117V116H257ZM97 118V117H95ZM140 118V117H139ZM228 118V117H227ZM108 119V118H107ZM110 119V118H109ZM113 120V118H111ZM124 119V118H123ZM189 119L190 116H189ZM188 119V120H189ZM194 119V118H193ZM240 119L238 116L234 119H228L229 122H231L229 125L230 127H232L234 124L237 123V120ZM259 119H261L259 117ZM127 120V119H126ZM133 120V119H131ZM231 120V121H230ZM253 120V119H252ZM256 120V119H255ZM100 121V120H99ZM138 121V122H139ZM159 121V120H158ZM161 121V120H160ZM245 121V120H244ZM262 121V120H261ZM112 122V121H111ZM125 122H128L125 121ZM139 122V123H140ZM167 122V121H166ZM189 122H192L191 120ZM188 122V123H189ZM224 122V120H223ZM241 121H239V124ZM256 122V121H255ZM71 123V122H70ZM69 123V124H70ZM100 123V122H99ZM107 123V122H106ZM133 123V122H132ZM168 123V122H167ZM222 123V122H221ZM243 123V122H242ZM247 123V122H245ZM249 123V122H248ZM64 124V123H63ZM68 124V125H69ZM105 124V122H104ZM109 125H111L108 121ZM131 124V123H130ZM135 123H133L134 125ZM227 124V122H226ZM257 124H260V120H259V123ZM71 125V124H70ZM69 125V126H70ZM97 125L98 124V121H97ZM108 125V126H109ZM124 125V124H122ZM126 125V124H125ZM141 125V126H140ZM138 126L142 127V124H140ZM164 127L167 126L165 125V123L163 124ZM191 125V123H190ZM253 125V124H252ZM112 126V125H111ZM257 126V125H256ZM98 127V126H97ZM102 127V126H101ZM120 127V126H119ZM229 127V128H230ZM240 127V125H239ZM110 130H111V127H109ZM125 128V127H124ZM155 128V127H154ZM234 128V126H233ZM254 128V127H253ZM67 129V128H66ZM96 129V128H95ZM98 129V128H97ZM96 129V130H97ZM106 129H107V126H106ZM120 129H122V127H120ZM128 129V132L129 130H132V129ZM156 129V128H155ZM222 129V128H220ZM264 129V128H263ZM104 130V129H103ZM141 130V129H139ZM139 130H138V133H139ZM169 130V129H168ZM238 130V129H237ZM254 130V129H253ZM145 131V132H147ZM232 131V128L230 130H228V133H227V140L228 139V136L229 134L231 133ZM233 131H235L233 129ZM232 131V133H233ZM243 131V130H242ZM241 131V132H242ZM69 132V131H68ZM104 132H107L106 130ZM111 132V131H110ZM108 131V133H110ZM136 132V131H135ZM219 132V131H218ZM236 132V131H235ZM252 132V131H251ZM62 133V132H60ZM95 133V132H94ZM113 133V132H112ZM119 133V132H118ZM245 133V132H244ZM255 133V132H254ZM103 134V131L102 133ZM105 134V133H104ZM114 136H113V144L117 141V133L116 131L113 133ZM140 134V133H139ZM246 134V133H245ZM261 134V133H260ZM67 135V134H65ZM109 135V134H108ZM136 135V134H135ZM223 135V133H222ZM221 135V136H222ZM243 135V133H242ZM262 135V134H261ZM103 136V135H102ZM106 136V134H105ZM140 136V135H139ZM220 137V135H218ZM217 136V138H218ZM231 136V135H230ZM236 136V135H235ZM127 137V135H126ZM249 137V136H248ZM260 137V135H259ZM257 137V138H259ZM55 138V137H54ZM66 138V137H65ZM69 138V137H67ZM66 138V139H67ZM103 139V137H100V139ZM107 138V136H106ZM109 138V137H108ZM129 139V137H127ZM135 138V137H134ZM235 138V137H234ZM262 138V137H261ZM56 139V138H55ZM94 139V138H93ZM96 139V138H95ZM137 139V138H136ZM157 139V138H155ZM219 139V138H218ZM226 139V138H225ZM238 139V138H236ZM255 139V138H254ZM263 139V138H262ZM61 140V139H60ZM63 140V139H62ZM69 140V139H68ZM125 140V139H124ZM185 140V139H184ZM240 140V139H239ZM248 140V138H247ZM52 141V140H51ZM126 141V140H125ZM124 141V142H125ZM129 141V140H128ZM135 141V139H134ZM165 141V140H164ZM255 141V140H254ZM254 141H252L253 144ZM55 142V140H54ZM66 142V140H65ZM64 142V143H65ZM96 142V141H95ZM102 142V141H101ZM100 142V143H101ZM105 141H103L104 143ZM210 142V141H209ZM214 142V141H213ZM216 142V141H215ZM230 142V140H229ZM249 142V141H248ZM259 142V141H258ZM52 143V142H51ZM56 143V142H55ZM54 143V144H55ZM106 143V146L107 145V142ZM138 143V142H137ZM157 143V142H156ZM224 143H225V140H221L219 144H217L216 146V152L219 153V151H221V149H223L224 147ZM235 143V142H234ZM122 144V142H121ZM226 144V143H225ZM233 144V143H231ZM230 144V145H231ZM237 144V143H236ZM256 144H257V140H256ZM255 144V145H256ZM259 144V143H258ZM56 145V144H55ZM97 145V143H96ZM102 145V143H101ZM111 145V144H110ZM126 145V144H125ZM164 145V144H163ZM162 145V146H163ZM261 145V144H260ZM263 145V144H262ZM54 146V145H53ZM131 146V145H130ZM148 145H144L142 148H143V153L141 154H145L147 151V147ZM161 146V147H162ZM57 147V146H56ZM79 147V146H78ZM103 147V146H102ZM112 147V146H111ZM122 147V146H121ZM62 148V147H61ZM104 148V147H103ZM109 148V147H107ZM120 148V147H119ZM127 148V147H126ZM132 148V147H130ZM141 148V146L139 147ZM262 148V146H261ZM260 148V149H261ZM54 149H55V146H54ZM58 149V147H57ZM77 149V148H76ZM114 149V148H113ZM135 149V147H134ZM259 149V150H260ZM53 150V148H51V151ZM62 150V149H61ZM130 150V149H129ZM132 150V149H131ZM130 150V151H131ZM137 150V149H136ZM262 150V149H261ZM49 151V150H48ZM56 151V149H55ZM59 151V150H57ZM119 151V150H118ZM122 151V150H121ZM258 151V150H257ZM50 152V151H49ZM67 152V153H66ZM69 151H65L63 153V159L61 161V165H60V168L58 170V177H57V181L58 183H55V186L53 188V196H52V202H53V205H50L52 206L51 207V212H53L56 208V203L59 201L60 197H62V192H63V188H64V183H65V180H66V177H67V174H68V171H69V168H70V165H71V159H68V156H71L68 154ZM76 152V151H75ZM102 151H100L101 153ZM135 152V151H134ZM138 152V150H137ZM260 152V151H259ZM258 152V153H259ZM48 153V152H47ZM55 153V152H54ZM58 153V152H57ZM106 153V152H105ZM104 153V155H105ZM112 153V152H111ZM119 153V152H118ZM139 153V152H138ZM196 153V152H195ZM222 153V152H221ZM262 153V151H261ZM60 154V153H58ZM62 154V153H61ZM60 154V155H61ZM77 154V153H75ZM108 154V153H107ZM115 154V153H114ZM120 154V153H119ZM140 154V153H139ZM147 154V153H146ZM151 154V153H150ZM217 154V153H216ZM48 155V154H47ZM56 155V154H55ZM103 155V156H104ZM117 155V154H116ZM125 155V154H124ZM127 155V154H126ZM263 155V154H262ZM53 156V155H52ZM102 156V154L100 155ZM109 156V155H108ZM146 156V155H145ZM218 156V155H216ZM250 156V155H249ZM254 156V155H253ZM252 156V157H253ZM261 156V154H260ZM264 156V155H263ZM50 157V156H49ZM57 158V156H55ZM54 157V158H55ZM140 157V156H139ZM144 157V156H143ZM152 157V156H150ZM53 158V159H54ZM55 158V159H56ZM75 158V157H74ZM101 158V157H100ZM107 158V157H106ZM105 158V159H106ZM131 158V157H130ZM153 158V157H152ZM105 159H101L102 160H105ZM119 159V158H118ZM217 159V158H216ZM60 160V159H59ZM98 160V159H97ZM109 160V158L107 159V161ZM113 160V159H112ZM149 160V159H148ZM154 160V159H153ZM256 160V159H254ZM100 161V160H99ZM98 161V162H99ZM124 161V160H123ZM136 161V160H135ZM48 162V161H47ZM116 162V161H115ZM141 162V161H140ZM145 162V161H144ZM222 162V160H221ZM260 162V161H258ZM58 163V162H57ZM114 163V161H113ZM117 163V162H116ZM149 163H150V160H149ZM249 163V162H248ZM253 163V162H252ZM264 163V162H263ZM238 164V163H237ZM244 164V163H243ZM258 164V163H257ZM103 165V164H101ZM116 165V164H115ZM118 165V164H117ZM144 165V164H143ZM199 165V163H198ZM260 165V164H259ZM263 165V164H262ZM245 166V165H244ZM49 167V166H48ZM103 167V166H102ZM134 167V166H133ZM148 167V166H147ZM237 167V166H236ZM51 168V167H50ZM92 168V167H91ZM98 168V167H97ZM100 168V167H99ZM238 168V167H237ZM264 168V167H263ZM49 169V168H48ZM134 169V168H133ZM151 169V168H150ZM208 169V168H207ZM228 169V168H227ZM259 169V168H258ZM262 169V168H261ZM97 172L100 173V171H98V169H96ZM106 170V169H105ZM145 170V168H144ZM205 170L206 171V165H203L201 168H199L195 173H194V177L195 180H199L200 176H201V173L202 171ZM218 170V169H217ZM216 170V171H217ZM224 170V169H223ZM233 170V169H232ZM238 170V169H237ZM240 170V169H239ZM238 170V171H239ZM260 170V169H259ZM263 170V169H262ZM222 171V170H221ZM104 172V171H103ZM118 172V171H117ZM223 172H226L223 171ZM257 172V171H256ZM260 172V171H258ZM145 173V172H144ZM232 173V172H231ZM254 173V172H253ZM263 173V172H261ZM115 174V173H114ZM146 174V173H145ZM149 174V173H148ZM209 174V173H208ZM217 174V173H216ZM220 174V173H219ZM217 174V175H219ZM264 174V173H263ZM49 175V174H48ZM56 175V174H55ZM54 175V176H55ZM113 175V174H112ZM229 175V174H228ZM57 176V175H56ZM220 176V175H219ZM219 176L217 178H219ZM227 176V175H225ZM231 175H229L230 177ZM234 176V174H233ZM102 177V175H101ZM240 177V176H239ZM50 178V177H49ZM99 178V177H98ZM104 178V177H103ZM108 178V177H107ZM112 178V177H111ZM188 178H191V177H188ZM214 178V177H213ZM216 178V179H217ZM226 178V177H225ZM115 179V178H113ZM112 179V181H113ZM201 179V178H200ZM221 179V177H220ZM230 179V178H228ZM56 180V179H54ZM53 180V181H54ZM107 180V179H106ZM191 180V179H190ZM227 180V179H226ZM224 180V181H226ZM52 181V182H53ZM213 181V180H211ZM221 181V180H219ZM218 181V182H219ZM245 181V180H244ZM41 182V181H40ZM43 182V180H42ZM45 182V181H44ZM55 182V181H54ZM109 182V181H108ZM208 182V181H207ZM215 182V180H214ZM217 182V181H216ZM233 182V181H232ZM48 183V182H47ZM234 183V182H233ZM237 183V182H235ZM46 184V183H45ZM49 184V183H48ZM47 184V185H48ZM192 184V183H190ZM195 184V183H194ZM215 184V183H214ZM221 184H223L221 182ZM221 184H218L221 186ZM229 184V183H227ZM246 184V183H245ZM40 185V184H39ZM42 185V184H41ZM46 185V186H47ZM51 185V184H50ZM54 185V184H52ZM102 185V184H101ZM112 186V183L110 184ZM230 185V184H229ZM103 186V185H102ZM193 186V184H192ZM195 186V185H194ZM206 186V185H205ZM232 186V185H231ZM239 184L236 186L238 187ZM241 186V184H240ZM239 186V187H240ZM42 187V186H41ZM50 187V186H49ZM189 187V186H187ZM208 187V186H207ZM211 187V185H210ZM226 187V186H225ZM235 187V188H236ZM238 187V188H239ZM260 187V186H259ZM66 188V187H65ZM201 188V187H199ZM224 188V187H223ZM236 188V190L238 189ZM40 189V187H39ZM44 189V188H43ZM47 189V188H46ZM50 189V188H49ZM52 189V188H51ZM101 189V188H100ZM125 189V188H124ZM123 189V190H124ZM182 189V188H181ZM195 189V188H194ZM211 189V188H210ZM209 189V190H210ZM213 189V188H212ZM218 189V188H217ZM229 189V187L227 188ZM240 189V188H239ZM42 190V189H40ZM45 190V189H44ZM102 190V189H101ZM184 190V189H183ZM186 190V189H185ZM191 189H187L185 191V193H183L182 195H175V200H179L180 198L182 197H187L189 194H190V191ZM200 190V189H199ZM207 190V189H206ZM223 190V189H222ZM225 190V189H224ZM232 190V189H231ZM104 191V190H103ZM195 191V190H194ZM202 191V190H201ZM239 191V190H238ZM47 192V191H46ZM107 191L105 190V193ZM237 192V191H236ZM249 192V191H248ZM264 192V191H262ZM50 193V192H49ZM48 193V194H49ZM108 193V192H107ZM121 193V192H120ZM179 193V192H178ZM200 193V192H199ZM220 193V192H219ZM233 193V192H232ZM243 193V192H242ZM40 194V193H39ZM45 194V193H44ZM124 194V192H123ZM175 194V193H174ZM211 194V193H210ZM222 194V193H221ZM240 194V193H239ZM249 194V193H248ZM122 195V194H121ZM125 195V194H124ZM122 195V196H124ZM151 195V194H150ZM192 195V194H191ZM208 195V194H207ZM216 195V191H215V194ZM225 195V194H223ZM223 195H221L223 197ZM105 196V195H103ZM152 196V195H151ZM237 196V195H236ZM149 197V195L147 196ZM198 197V196H197ZM212 197L213 194H212ZM227 197V196H226ZM230 197V196H229ZM240 197V195H239ZM250 197V196H249ZM264 197V196H263ZM50 198V197H49ZM103 198V197H102ZM121 198V197H120ZM140 198V197H139ZM143 198H146L143 196ZM151 198V197H149ZM210 198V197H208ZM216 198V197H215ZM220 198V197H219ZM225 198V196H224ZM223 198V199H224ZM36 199V198H35ZM34 199V200H35ZM62 199V198H61ZM60 199V200H61ZM218 199V198H216ZM221 199V198H220ZM218 199V201L220 200ZM250 199V198H249ZM38 200V199H37ZM40 200V199H39ZM50 200V199H49ZM102 200V199H101ZM122 200V199H121ZM144 201V199H142ZM148 201V198L146 199ZM145 200V201H146ZM181 200V199H180ZM207 200V199H206ZM230 200V199H229ZM254 200V199H253ZM41 201V200H40ZM139 201V200H138ZM141 202L140 204L142 203H146V202ZM218 201H215V203H217ZM224 201V200H223ZM37 203V201H35ZM43 202V201H42ZM102 202V201H101ZM151 202V201H150ZM181 202V201H180ZM232 202H234V200H232ZM256 202V201H255ZM258 203H260L258 200H257ZM264 202V200L262 201ZM261 202V203H262ZM33 203V201H32ZM220 203V202H218ZM38 204V203H37ZM40 204V203H39ZM45 204V203H44ZM50 204V203H49ZM143 204V205H144ZM147 204V203H146ZM226 204V203H224ZM233 204V203H231ZM248 204V203H246ZM251 204V203H250ZM142 205V206H143ZM196 205V203L194 204ZM207 205V204H206ZM209 205V204H208ZM207 205V207H208ZM43 206V205H41ZM59 206V205H58ZM124 206V205H123ZM121 206V207H123ZM216 206V204H215ZM227 206V205H226ZM225 206V208H226ZM231 206V205H229ZM234 206V205H233ZM258 206V205H257ZM264 206V205H263ZM57 207V206H56ZM193 207V206H192ZM236 207V206H235ZM243 207V206H241ZM247 207V206H246ZM253 207V206H252ZM117 208V207H116ZM171 208V207H170ZM173 208V206H172ZM171 208V209H172ZM179 208V206H178ZM194 208V207H193ZM209 208V207H208ZM218 208V207H216ZM234 208V207H233ZM238 208V207H237ZM263 208V207H262ZM123 209V208H122ZM122 209H120L122 211ZM166 209V208H165ZM169 210V208H167ZM166 209V210H167ZM185 209V208H184ZM196 209V208H195ZM247 209V208H246ZM254 209V208H253ZM125 210V209H124ZM216 210V209H215ZM227 210V209H226ZM259 210V209H258ZM118 211V210H117ZM192 211V209H191ZM190 211V212H191ZM235 211V210H234ZM50 212V211H49ZM48 212V213H49ZM124 211H122L121 213H123ZM154 212V211H153ZM170 214L171 212H173V209L171 211H168ZM180 212V211H179ZM214 212V211H213ZM221 212V211H220ZM228 212V211H227ZM250 212V211H249ZM257 212V211H256ZM259 212V211H258ZM47 213V212H46ZM115 213V212H114ZM126 213V212H125ZM146 212H143V215L146 217ZM167 213V212H166ZM176 213V212H175ZM205 213V212H204ZM203 213V214H204ZM233 213V211L231 212ZM235 213V212H234ZM40 214V213H39ZM43 214V213H42ZM119 214V213H118ZM139 214V213H138ZM137 214V215H138ZM164 214V213H163ZM199 214V213H198ZM223 214V213H222ZM257 214V213H256ZM38 215V214H37ZM50 215H54V214H50ZM56 215V213H55ZM136 215V216H137ZM140 215V214H139ZM138 215V216H139ZM150 215V213H149ZM178 215V214H177ZM208 215V214H207ZM228 215V214H226ZM231 215V214H230ZM235 215V214H233ZM39 216V215H38ZM41 216V215H40ZM44 216V215H43ZM118 216V215H117ZM116 216V217H117ZM121 216V215H120ZM118 216V217H120ZM142 216V215H141ZM151 216V215H150ZM251 216V215H250ZM4 217V216H3ZM6 217V216H5ZM48 217V215H47ZM47 217L44 216V218H41L43 220H45ZM50 217V216H49ZM115 217V218H116ZM123 217V215H122ZM140 217V216H139ZM138 217V219H139ZM148 217V215H147ZM153 217V216H152ZM171 217H172V214H171ZM177 217V216H176ZM199 216H197V219H198ZM235 217V216H234ZM241 217V215H240ZM255 217V216H254ZM260 217V216H259ZM159 218H160V212L156 213L154 215V218L152 220V223H151V227H150V230L153 231L154 229H156L157 225H158V221H159ZM162 218V216H161ZM181 218V217H180ZM228 218H230V216H228ZM242 218V217H241ZM247 218V217H246ZM25 219V218H24ZM40 219V217H39ZM49 219V218H48ZM51 219V218H50ZM49 219V222L47 221L46 219V222H47V225H45L46 227H49V223L51 220ZM124 219V218H123ZM165 219V217H164ZM172 219V218H171ZM233 220V216L231 218ZM244 219V218H242ZM241 219V220H242ZM248 219V218H247ZM256 219V218H255ZM38 220V219H37ZM42 220V222H44ZM176 220V219H174ZM194 220V218H193ZM223 220V219H222ZM227 220V218H225V221ZM235 220V219H234ZM233 220V222H234ZM239 220V219H238ZM3 221V220H2ZM6 221V220H5ZM24 221V220H23ZM119 221V224H120V221L121 220H118ZM167 221H169V217L167 216ZM219 221V220H218ZM221 221V219H220ZM219 221V222H220ZM236 221V220H235ZM249 221V219H248ZM254 221V220H253ZM33 222V221H32ZM35 222H38L35 220ZM123 222V221H122ZM129 222V221H128ZM147 222V220H146ZM175 222V221H174ZM186 222V221H185ZM215 222V221H214ZM218 222V224H220L221 222L223 223V221H221L220 223ZM242 222V221H241ZM246 222V220H245ZM245 222L243 221V227L245 225ZM256 222V221H255ZM261 222V221H260ZM1 223V222H0ZM40 223V222H39ZM38 223V225H39ZM52 223V221H51ZM50 223V224H51ZM115 223V222H114ZM149 223V222H148ZM172 223V222H171ZM181 223V222H180ZM239 223V222H238ZM249 223V222H248ZM247 223V224H248ZM264 223V222H263ZM2 224H4L2 222ZM34 224V223H32ZM44 224V223H42ZM68 224V223H67ZM117 224V223H116ZM128 224V223H127ZM173 224V223H172ZM187 224V223H186ZM195 224V223H194ZM251 224V223H250ZM248 224V225H250ZM255 224V223H254ZM257 224V223H256ZM37 223H36V226H38ZM114 225V224H113ZM175 225V224H173ZM209 225H212V222L209 224ZM217 225V224H216ZM231 225V222L228 223V226ZM234 225L236 224H232L231 226L234 227ZM25 226V225H24ZM41 224L38 226L40 227ZM184 226V225H183ZM220 226V225H219ZM224 226H225V222H224ZM227 226V225H226ZM237 226V225H236ZM252 226V224H251ZM257 226V225H255ZM263 226V225H262ZM32 227V226H31ZM41 227H44V226H41ZM54 227V226H53ZM128 227V225H127ZM126 227V228H127ZM168 227V226H167ZM180 227V226H179ZM211 227V226H210ZM214 227H218V226H214ZM230 227V226H229ZM238 227V226H237ZM246 227V226H245ZM25 228V227H24ZM37 228V227H36ZM120 228V227H118ZM118 228H116V230H118ZM170 228L172 227H169L168 230H170ZM189 228V227H188ZM187 228V229H188ZM221 228H224L222 227V224H221ZM239 228V227H238ZM242 228V227H241ZM23 229V228H22ZM41 229V228H39ZM121 229V228H120ZM184 229V227H183ZM217 229V228H216ZM244 230V228H242ZM241 229V230H242ZM31 230V229H30ZM37 230V229H36ZM41 233H43L45 231V229H41ZM53 230V228L51 229ZM55 230V229H54ZM122 230V229H121ZM128 230V228H127ZM180 230V229H179ZM222 230V229H221ZM230 230V229H228ZM228 230L224 229V231H221V232H228ZM38 231V230H37ZM40 231V230H39ZM115 231V230H114ZM150 231V232H151ZM174 231V230H173ZM177 231H178V228H177ZM193 231V230H192ZM220 231V230H219ZM238 230L232 232V230L230 231L231 234L234 236L235 233H237ZM246 231V230H245ZM46 232V231H45ZM49 232V231H48ZM65 232V231H64ZM116 233L119 232V231H115ZM144 232V231H143ZM142 232V233H143ZM186 232V231H185ZM220 232V233H221ZM226 232V233H227ZM250 232V231H249ZM255 232V231H253ZM47 233V232H46ZM50 233V232H49ZM53 233V232H52ZM66 233V232H65ZM68 233V232H67ZM120 233V232H119ZM130 233V232H129ZM171 233H172V230H171ZM189 233V232H188ZM219 233V232H218ZM219 233V235H220ZM225 234H221L222 236L223 235H226ZM234 233V234H233ZM248 233V232H247ZM246 233V234H247ZM257 233V232H256ZM21 234H22V231H21ZM51 234V233H50ZM55 234V233H53ZM64 234V233H63ZM62 234V235H63ZM124 234V233H122ZM131 234V233H130ZM128 234V236L130 235ZM176 234H179L176 232ZM183 234V233H182ZM187 234V233H186ZM249 234V233H248ZM258 234V233H257ZM260 234V233H259ZM258 234V235H259ZM36 235H39V234H36ZM47 235V234H46ZM60 235V234H59ZM148 235V234H147ZM172 235V234H169V236ZM230 235V236H232ZM255 235V234H254ZM253 235V236H254ZM41 236V235H40ZM43 236H45L43 234ZM49 237V235H47ZM68 236V235H66ZM142 236V235H141ZM177 236V235H176ZM175 236V237H176ZM186 236V235H185ZM189 236V235H187ZM228 236V234L226 235ZM232 236V237H233ZM240 236V235H238ZM256 236V235H255ZM261 236H262V232H261ZM42 237V236H41ZM118 237V236H117ZM120 237V236H119ZM123 237V236H122ZM182 237V235H181ZM210 237V236H209ZM231 237V238H232ZM235 237V236H234ZM260 237V236H259ZM264 237V235H263ZM263 237L259 238V239H262ZM46 238V236H45ZM57 238V237H56ZM60 238V237H59ZM58 238V239H59ZM62 238V237H61ZM65 238H68V237H65ZM127 238V236H126ZM134 238V237H133ZM132 238V239H133ZM144 238V237H143ZM222 238H227V237H222ZM247 238V237H246ZM21 239V238H20ZM48 239V238H47ZM46 239V240H47ZM64 239V237H63ZM211 239V238H210ZM215 239V237L213 238ZM217 239V238H216ZM215 239V240H216ZM221 239V238H220ZM234 239V238H233ZM249 239V237H248ZM45 240V241H46ZM52 240V239H51ZM62 240V239H61ZM121 240V239H120ZM119 240V241H120ZM123 240V239H122ZM129 240V239H128ZM126 239H124V241H128ZM139 240V239H138ZM179 240V238H178ZM228 240V238H227ZM238 240V239H237ZM21 241V240H20ZM43 241V240H42ZM119 241L116 242V245L119 244ZM177 241V240H176ZM223 241V240H221ZM250 241V239H249ZM261 241V240H260ZM66 242V240L64 241ZM63 242V244H64ZM112 242V241H111ZM115 242V241H114ZM130 242V241H129ZM139 242V241H137ZM178 242V241H177ZM220 242V241H218ZM258 242V241H256ZM19 243V242H18ZM34 243V241H33ZM46 242H44V245H45ZM49 243V241H48ZM179 243V242H178ZM215 244V242H212ZM217 243V242H216ZM224 243H228V242H224ZM241 243V242H240ZM47 244V243H46ZM127 243H125L124 245H126ZM169 244V242H168ZM182 244V243H181ZM243 244V243H241ZM263 244V243H262ZM18 246V244H16ZM22 245V243H21ZM20 243H19V246H21ZM49 245V244H48ZM53 245V243H52ZM56 245V244H55ZM60 245V244H59ZM166 245V244H165ZM164 245V248L166 247ZM218 245V244H216ZM32 246V244H31ZM50 246V245H49ZM48 246V247H49ZM54 246V245H53ZM52 246V247H53ZM58 246V245H56ZM120 246V245H119ZM160 246V245H159ZM213 246V245H211ZM215 246V245H214ZM219 246H222V245H219ZM227 246V244H226ZM247 246V245H246ZM249 246V245H248ZM4 247V246H3ZM38 247V245H37ZM36 247V248H37ZM47 247V245H46ZM50 246V248L48 249V252H45L46 253V256H45V253L43 256V260L41 262V264H49V259L51 257V255L54 253L53 251V248ZM64 247V246H63ZM113 247V246H112ZM111 247V248H112ZM116 247V246H115ZM126 247V246H125ZM233 247V246H231ZM243 247V246H242ZM245 247V246H244ZM250 247V246H249ZM22 248V247H21ZM20 248V249H21ZM35 248V250H36ZM42 248V247H41ZM44 248V246H43ZM42 248V250H44ZM62 248V247H61ZM118 248V247H117ZM127 248V247H126ZM161 248V247H160ZM180 248V247H179ZM222 250L223 248L225 247H221ZM1 249V248H0ZM19 249V248H17ZM40 249V248H39ZM59 249V247H58ZM208 249H212V247L208 248ZM216 249V248H215ZM22 250V249H21ZM38 250V249H37ZM156 250V249H155ZM158 250V249H157ZM165 250V249H164ZM169 250V249H167ZM217 250V249H216ZM230 250V249H229ZM228 250V251H229ZM237 250V248H236ZM240 250V249H239ZM41 251V250H40ZM47 251V250H46ZM62 251V250H61ZM60 251V253H61ZM111 250L108 251V253L110 252ZM114 251V250H112ZM126 251V250H124ZM209 251V250H208ZM214 250H211L210 253L211 254H214V253H218L214 251V253H212ZM221 251V250H220ZM232 251V250H230ZM234 251V250H233ZM27 252V251H26ZM30 252H32V250H30ZM29 252V253H30ZM43 252V251H42ZM159 252V251H158ZM162 252V251H161ZM174 252V251H173ZM202 250L200 251V256L203 255V252L201 254ZM222 252V251H221ZM236 252V251H235ZM244 252V250H243ZM246 252V251H245ZM56 253L57 250H56ZM113 253V252H112ZM124 253V252H123ZM160 253V252H159ZM159 253L157 254V256L159 255ZM164 253V252H163ZM166 253V251H165ZM178 253V252H177ZM208 253V252H207ZM209 253V254H210ZM224 252H222V254H219L220 255H224L223 254ZM228 253V252H227ZM227 253L225 252V255H227ZM240 253V252H239ZM43 254V253H41ZM110 254V253H109ZM179 254V253H178ZM229 254V253H228ZM236 254V253H235ZM234 254V255H235ZM241 254V253H240ZM264 254V252H263ZM2 255V254H1ZM32 255V253H31ZM123 255V254H122ZM127 255V254H126ZM162 255V254H160ZM172 255V254H171ZM175 255V254H174ZM180 255V254H179ZM218 255V254H217ZM20 256V255H18ZM30 256V255H29ZM54 255H52L53 257ZM124 256H125V253H124ZM164 256V258L166 257V254L162 255ZM176 256V255H175ZM210 256V255H209ZM208 256V257H209ZM213 256V255H212ZM228 256H231V255H228ZM227 256V257H228ZM3 257V255H2ZM34 258V256H30L29 258ZM120 257L121 255L118 253L117 255L116 254H112V258H113V264H119V260H120ZM123 257V256H122ZM121 257V259H122ZM126 257V256H125ZM124 257V258H125ZM179 257V256H178ZM206 260H208V258L206 256H204ZM218 257V256H217ZM224 257V256H223ZM226 257V258H227ZM232 257V256H231ZM236 257V256H235ZM28 258V259H29ZM37 258V257H35ZM57 258V257H56ZM111 258V256H110ZM155 258V257H154ZM175 258V257H174ZM184 258V257H182ZM201 258V257H200ZM220 258V257H219ZM233 258V257H232ZM238 258V257H237ZM235 258V259H237ZM38 259V258H37ZM54 258H52L53 260ZM58 259V258H57ZM56 259V260H57ZM107 259H109L107 257ZM212 259V258H211ZM230 259V258H229ZM261 259V258H260ZM20 260V259H19ZM32 260V263L33 262V259H30ZM29 260V261H30ZM55 260V259H54ZM53 260V261H54ZM111 259H109L110 261ZM160 260H164V259H160ZM210 260V259H209ZM226 260V259H225ZM257 260V259H256ZM263 260V258H262ZM82 261V260H81ZM108 261V262H109ZM132 261H133V258H132ZM131 261V263H132ZM159 260H157L158 262ZM165 261V260H164ZM163 261V262H164ZM170 261V260H169ZM215 261V260H214ZM220 263H221V259L219 260ZM231 261V260H230ZM238 261V260H237ZM135 262V261H134ZM160 262V261H159ZM158 262V264H159ZM171 262V261H170ZM169 262V263H170ZM206 262V261H205ZM211 262V261H210ZM209 262V263H210ZM218 262V261H217ZM216 262V263H217ZM233 262L235 261H232L231 263L233 264ZM31 263V264H32ZM53 263V262H52ZM58 263V262H57ZM145 263V262H144ZM162 263V262H160ZM212 263V262H211ZM214 263V262H213ZM214 263V264H216ZM230 263V262H229ZM259 263V262H258ZM30 264V263H29ZM35 264V263H34ZM111 264V263H110ZM141 264V262H140ZM168 264V263H167ZM203 264H204V261H203ZM222 264V263H221ZM238 264V263H237ZM241 264V263H240Z\"/></svg>","mask_w":264,"mask_h":264}]
</instances>
